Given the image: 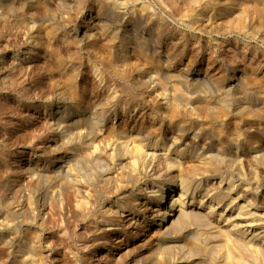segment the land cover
Wrapping results in <instances>:
<instances>
[{
    "label": "rangeland",
    "instance_id": "rangeland-1",
    "mask_svg": "<svg viewBox=\"0 0 264 264\" xmlns=\"http://www.w3.org/2000/svg\"><path fill=\"white\" fill-rule=\"evenodd\" d=\"M101 1L0 0V200L4 203L5 209L12 214L13 210L15 211L18 207H22L24 213L30 214L33 224L31 222L29 225L35 229V232L39 233L40 231L43 238L42 243H44L41 246L44 248H40L43 249L44 256L46 255L45 260L50 261L49 263L54 261L52 264H69L75 258L76 260L72 261L73 264H130L131 261V264H162L163 261L166 262L163 264H228L227 256L224 255H228L229 247L226 245V239L232 233V228L224 227L222 233H225L226 236L220 231L206 229L210 232L209 234L202 230L209 221L208 217H213L214 214L207 212L197 203L192 204L191 197L187 199L188 205H184L183 211L178 212V216H175L177 220L171 224L169 232H166V236L162 237L164 231H160V227L155 225L154 220L155 217L157 219L158 214L155 193L150 191L161 184V181L157 180H155L156 183L150 181L149 190H142L140 193L138 204L135 207L136 212L126 211L125 216L122 215L119 218L120 225L118 227L124 228L126 233L108 232L107 239L110 244L107 249L103 248L104 245L100 240L97 247L92 244L91 236L93 229L97 226L93 220L86 223L87 220L82 221L84 218L80 217V219L82 218L80 222L79 219L72 221L71 212L74 208L81 210V205L89 206L87 200L89 196L92 197L91 187L85 189L84 199L79 201L81 203L83 200L80 207L76 206L73 194L68 192L69 203H72V206L69 204L67 216L70 219L72 217L71 225L76 227V231L83 237L75 239V242L69 243L70 248L66 247L65 249L63 248L64 241H61L56 235L50 234V231H55L59 235L60 231L64 230L66 221L62 212L65 204L61 199H51L48 193H51L52 187L48 183L38 180L37 175L30 173L33 170L32 167L42 170L49 162L52 165H59L62 148L55 142L58 137V130L55 129L58 127L59 111L66 103L65 97L72 96L73 104L88 113L90 106L97 101L96 94L101 90L109 89L107 85L100 83V75L103 73L95 78L90 65L92 58L96 57L98 60L100 54L92 50L88 42L100 44L114 39L113 33V35L102 34L99 31L100 28H96V30L92 28L100 16V12L111 13L113 11L112 14L125 12L131 16L132 12L139 15L143 9H147L142 13L147 11L153 15L157 13L158 20L161 22L165 20L162 23L167 25L166 32L168 31L167 36L164 34L166 37L163 34L159 35L157 29H151L153 25L148 24V26L143 21V24L146 25L145 29L143 28L144 34L148 33L147 37L153 38L150 41L157 49L151 55L153 57L150 60L155 57L154 61H160L158 63L149 61V58L142 57V55H137L131 47L117 50L118 53L116 51L117 60L121 61L123 56H126H124L128 61L126 63V90L132 91L131 93L136 92L134 94L137 100L132 101L135 104L131 106L130 113L127 110L126 114L120 112L117 116L113 115L108 121L109 124L123 126L126 121V124L130 122L131 125H138L142 121H146L147 125L156 126L159 137L165 135L166 139L173 136L179 137V127H184L188 131L192 130L190 133H186V138L183 141L188 143L187 147L197 144L194 132L201 136V144L208 140L205 139L203 133L212 121L211 126L213 127L214 124L215 132H224L221 135L223 143L229 139L231 134L249 126L248 128L253 129L254 137L256 136L255 138L259 141V147L264 148V0H129L131 2L123 0L126 4L121 3L122 0H113L112 5L108 4V7L104 0ZM143 1L146 5L145 3L143 5ZM139 6L141 7L139 8ZM260 10H262L261 13ZM182 14L190 19L180 18L179 16ZM159 16H162L163 20L159 19ZM139 21L142 22L141 18ZM171 29L173 30L171 31ZM173 31L175 35H172ZM120 69L123 67L118 66L117 71H121ZM222 84H227L232 88L225 91ZM128 86L129 88H127ZM195 89L201 93H197ZM174 90L185 92L191 100L178 109V114L173 119L175 122L169 123L165 95ZM251 93L256 97L251 101L252 103H249L247 95ZM191 96H197V98L192 100ZM222 98L227 100L225 101L226 109H231L232 114H224V109L221 108ZM245 102L247 105L248 103L252 104L255 110L250 117L241 118L240 114L234 113L233 110H240ZM188 106L189 108H187ZM194 107L196 109L191 110ZM190 118L198 120L196 119L194 124ZM152 148L151 146L149 150ZM186 157L188 158V155ZM105 167L103 161L101 164L89 161L84 164V173L88 174L87 176L95 182L102 178L101 182L99 181L102 185L105 181L103 178L105 177ZM261 167L260 165L259 169L261 170L258 169L260 179L258 178L255 206L260 214H264V168ZM177 173L174 171L172 174L177 175ZM223 175L228 176L227 171ZM178 178L177 175L176 179ZM210 180H215V177H211ZM226 180L228 181L229 178H225L224 184L227 182ZM18 184L22 185L20 196L15 193ZM225 187L223 190L227 191ZM33 194L34 197H32ZM175 194L176 198H180L181 191L178 190ZM112 198L115 199V197ZM105 200L104 196L97 207V215L101 212L107 215L111 214L110 211L113 210L112 203L109 202L111 200ZM53 211V217H56L58 226L61 224L60 229L48 219ZM12 216L9 217L11 219H7L8 223L12 222V225L7 223L6 228L7 234L10 235L14 221L17 222V218ZM44 217L46 220L43 219ZM263 218L258 216L256 232L261 231L259 227L264 224ZM40 223H45V227L41 228ZM29 225L26 224L21 228L29 227ZM63 230L61 234L65 233ZM241 235L245 239L246 234L241 233ZM250 237L251 235L248 238ZM206 238L208 241L204 242V245H208L211 254L203 257L204 252L200 254L195 247H197L196 241L207 240ZM222 241L224 244H221ZM254 241V253L250 254L253 249H248L246 250L248 252L240 253L242 258L239 256L240 254H236L234 264H264V237L259 236ZM10 250V248L0 245V258L8 259L12 254ZM69 250H72L71 253ZM110 251L112 254L109 257L107 253H111ZM62 254L64 255L62 256ZM157 259L162 262L159 260L161 262L159 263ZM153 260L158 262L155 263Z\"/></svg>",
    "mask_w": 264,
    "mask_h": 264
},
{
    "label": "bare ground",
    "instance_id": "bare-ground-1",
    "mask_svg": "<svg viewBox=\"0 0 264 264\" xmlns=\"http://www.w3.org/2000/svg\"><path fill=\"white\" fill-rule=\"evenodd\" d=\"M104 1L105 3H107V7H108V4H111L113 2V0H104ZM124 1L121 3L126 2ZM128 2H131V1L128 0ZM144 3L145 2L143 1V5ZM135 6L137 7V4H135ZM140 7L141 6H139V8ZM134 8L135 7H133L132 9ZM259 9H262V8H259ZM126 10H127V7H126ZM142 11L139 13V15L134 14L135 12H132L133 13L132 15L129 13L131 16L127 15V13H125L124 11H123L124 13H118V14L117 13L112 14L113 11H111V13H109L108 11L100 12V16L97 18V21L95 22L92 28L95 30L96 28L97 29L100 28L99 31H101L102 34H105V33L106 34L110 33L111 35L114 34V36H112L114 39L109 34L110 38H112L113 41H109L108 40L109 38L107 39L106 37H102L108 40L107 43L102 42L99 44L97 42H92V41L88 42L90 48L92 50H95L97 54H100L99 56L100 58H98V60L96 57L92 58V60L90 61V65L92 69L91 72L94 73L95 78L99 76L101 73H103V75H100L101 76L100 83L107 85L109 89L104 90V91L101 90L96 94L97 101L90 106V108L88 109V113H86V111L83 110L82 108H79L78 105L73 104L74 100H72V96L68 95L65 97L66 103L64 104L65 106L59 111L60 116L58 119V127H56L57 129H55V130H58L57 132L58 137L56 138L55 142L58 146H61L62 148V150L60 151L61 155H60L59 165L57 166L52 165L51 162H49V163H46V165L44 166L42 170H38V169H35V167H32L33 170H31L30 174L35 175V176L37 175L38 180H40L41 182L43 181V183L46 182L50 185V187H52L51 193H48L50 194L51 199L52 198L53 200L56 198L61 199L63 200L65 204L63 207L64 210L62 212L64 220L66 221V223L64 224V230L62 229L63 231H65V233L62 232V234H65V235L61 234L62 230L60 231L59 235L58 233L56 234L55 231H50V234L52 235L54 234L56 235L57 238L61 239V241H64L63 248L65 249L66 247L70 248L69 243L75 242L74 241L75 239H80L83 237L79 232L76 231L75 229L76 227L74 228L71 225V223H73L74 220L78 221L76 219H79V222H80V220L82 219V218L80 219V217H83L84 219L82 221L87 220L86 223L87 222L89 223L91 220H93V222L97 224L95 229H93V234L91 236L92 244L95 247H97L100 244V242H98L100 240L101 243L104 245L103 248L107 249L108 248L107 246L110 244L109 240L107 239L108 232L109 231L110 232L115 231L117 233L125 232L124 228L118 227L120 225L119 224L120 222H118L119 218H121L122 215L125 216L126 211H131L132 213L136 212L135 207L138 204L140 193L142 192V190H146V189L149 190L148 184L150 181L155 182V180H157V181H161L160 182L161 184L156 188L157 190L153 188V189H150V191L151 192L153 191L155 193V202L158 207L157 208L158 214H157V219L155 217L154 220H155V225H158L160 227V231L162 230L164 231V233L162 234V237H165L166 232L167 233L169 232L171 224L177 220L175 219V216L177 215L178 212L183 211L184 205L188 203L187 199L191 197L192 204L197 203L201 205V207H203L205 210H207V212H212L214 214L213 217L207 216L209 221L207 222V224L203 226V229L201 228L202 230H205L206 233L208 232L206 231V229L220 231L222 233L224 232V227L226 228V226H229L232 228L233 230V231L231 230L232 233L228 235L226 239V245L229 247L228 255H224V256H227L226 258H227L228 264H234V261H235L234 259L236 258V254L245 252L248 249L252 250L255 247L254 240H256V238L258 239L259 236L261 238L264 237V226H262L264 224H262L261 227H259V229L261 230L260 232H256V228H255V227H258L257 226L258 216L264 217V214H260L257 211L256 206H255V199L257 195L256 189H258L257 187L258 178H259L258 175L260 172L259 170H261L259 169V166L261 165L264 168V148L259 147L258 145L259 141L255 138L256 136L254 137L255 134H253V129L248 128L249 126L248 127L246 126L244 127L242 131L235 132L233 134L230 133L231 136L229 137V139L225 141V143H223L222 141L223 139H221L222 138L221 135L224 132L222 133L215 132L213 130L214 124H213V127L211 126L213 122L212 121L211 123L208 124L210 126L204 129V133H203L205 139L206 140L208 139V140L205 141V143L201 144V140H200L201 136H199L198 133L194 132L195 138L197 137V141H196L197 144L187 147L186 145H188V143L183 142V141L186 138L185 136L186 133H190L192 130L188 131L184 127H179V135H180L179 137H174L172 135L173 136L172 138L166 139L165 135L163 137H159L158 136L159 132L155 128L156 126L147 125L146 121H142L138 125H131L130 122L129 124H126L127 122L125 121L123 126L111 125L108 122L113 115L117 116L119 115L120 112L126 114L127 110L129 112L131 110V106L135 104V103L133 104L132 101L133 100L135 101L136 99V96L134 94L136 92L131 93L132 91L129 92L126 90V85H127L126 84V75H127L126 74L127 72L126 63H128V61H126L125 59L126 56L124 55L125 57L124 56L123 58L121 57L122 60L119 61L117 60L115 56L116 51L122 50V48L131 47L133 48V52L135 51L137 55H142V57L149 58L148 59L149 61L155 62L154 61L155 57L153 58V60H150V58L153 57L151 55L154 52H156L155 51L156 48H154V45H152L150 41L152 37L151 38L147 37L148 33L144 34L145 32L143 28L146 27V25H144L143 23L146 22L147 25L148 24H150L151 26L153 25L151 29L152 30L157 29L159 35L161 34L164 35L168 32V31L166 32L167 25L165 26L164 23H162L165 20L162 22L158 20L156 16L157 13L153 15L151 13H147L148 11L145 13L144 12L142 13ZM261 11L262 10H260V13ZM182 15H180L179 17L183 19H187V20L190 19V17H187L184 14ZM140 18L142 22L139 21ZM161 18L162 16L161 17L159 16V19ZM172 30L173 29H171V31ZM173 34H174V31L172 35ZM181 38H185V37H181ZM143 61L145 62L146 60H143ZM150 65H151V62H150ZM116 66L123 67V69H120L121 71H117ZM78 71H79V68H78ZM66 72L68 71L66 70ZM68 75L70 74L68 73ZM127 88H129V86ZM222 88L225 91L226 90L229 91V89H231L232 86L229 87L227 86V84L226 85L222 84ZM194 92H191V93L194 94ZM199 92L201 93V91ZM199 92L197 91V93ZM253 93L247 95L248 97L247 98L248 100L246 99L247 102L250 103L252 100H254V97H256V95H252ZM191 97H192V100L193 98H197V96H191ZM165 98L167 99V105H166L167 108L166 107L165 108H166V111L168 110L167 113H169L168 120H169V123H173L175 122V120L173 119H175V117L178 114V109L184 104L189 103L191 99L187 97V94H185V92H182L180 90H174L172 93L166 94ZM201 99L203 100V98ZM223 99L225 98H222V100ZM99 100L101 101L104 100L105 102L103 103L101 101L98 102ZM225 101L227 100H223L221 104V108L224 109V114H232L231 109H226L227 107H226ZM249 103L247 105L245 102V105L241 106L240 110L239 109H237V111L233 110V112L236 114H240L239 116H241V118H244V116L250 117L253 113V110L255 109L252 107V104H249ZM187 108H189V106ZM194 109H196V107H194L191 110H194ZM196 119L191 120L190 118V121L195 124ZM177 132L178 131H176V133ZM151 146L153 148L152 150H149ZM159 147L160 149H158ZM186 155H188V158L186 157ZM89 161L98 162L100 164H101V161H103L105 163L106 165L105 177L102 176L103 178H105V181H103L102 185L99 183V181L101 182L102 178L99 179V181L95 182V180H91L90 177L87 176L88 174L86 175L84 173V164ZM225 170L227 171L228 176L223 175L224 172L226 173ZM174 171L178 172L177 173L179 177L178 179H176L177 175L172 174L174 173ZM115 172H116V175H115ZM30 174L29 176H31ZM151 175H153L154 177L153 176L151 177ZM211 177H215V180L211 181L210 180ZM226 177L227 179L229 178V180L228 181L226 180L227 182L224 184ZM27 182H30V180L29 181L27 180ZM43 183H42V186H43ZM87 187H91L90 189L92 193L90 194L92 197L90 198L89 196V199L87 200V203L89 204V206L86 207L85 205H83L84 206L83 207L81 205L83 204L82 203L83 200H81V203L79 201L80 199H84L83 197H84V194L86 193L85 189ZM177 187H179L178 190L181 191V195L179 196L180 198L178 197L176 198L175 192H178V190H176ZM224 187L227 189V191L223 190ZM21 188H22V185L18 184V186L15 189V193L19 195L22 190ZM68 192L73 194L76 200V206L80 207L81 205L80 208H82L81 210H79L78 208L77 209L74 208L73 210L71 209L73 212H71L72 215L71 214L70 215L73 217V220H72L73 222L71 221L72 217L70 219L69 216H67V210L69 208V204H71L72 206V203H69L70 201L68 198ZM105 194H108V195H105ZM104 196L106 197V200H111L109 202L112 203L113 210L110 211L111 214H108V215L103 212L99 213L100 215L99 214L97 215L96 214V212L98 211L97 207L99 203L101 202V200L104 198ZM32 197H34V194ZM112 197H115V199H113ZM10 213H11V216L14 215L17 218V222L14 221L15 223H13L11 235L7 234L6 232L7 223H8L7 219H11L9 218L11 217ZM53 215H54V211L51 215H49L48 219L51 222H53L56 227V225L58 226V221L55 219L56 217H53ZM31 218L32 217L30 216V214L28 215L24 213L22 207L16 208L15 211L13 210V214H12V212H9L5 209L4 203L2 202L0 203V245H2L3 247L4 246L8 247V249L10 248L11 249L10 251L12 253L8 259L0 258L1 260L0 264H52L54 262L53 261L52 263H49L50 261L48 262L47 260H45L44 257L46 255L44 256L43 251H42L43 249H41V248H44V247H41L44 244L42 243L43 238H42V235L40 234V231L39 233L38 231L35 232V229L31 228V225H29L31 224V222L33 224V221ZM43 219L46 220V217H44ZM26 224L29 225V227L21 228L22 226H25ZM44 224L40 223L41 228L45 227ZM8 225H12V222L8 223ZM60 225L58 226L59 229L61 227ZM99 231L100 233H98ZM208 233L210 234V232ZM241 233L246 234V237H244L245 239H243V236L241 235ZM222 234L224 235L225 233H222ZM250 235L251 237L248 238ZM207 241L208 239L202 240V241L201 240L196 241L197 247L195 248L198 250L200 254L204 252L203 257L204 255H208L211 251L209 250L208 245L207 246L204 245V242H207ZM222 242L223 243L221 244H224V241ZM253 251L254 249L250 251V254L251 252L254 253ZM132 253H133V250H132ZM111 254L112 252L107 253L109 257ZM63 255L64 254H62V256ZM65 256L67 257L68 255H65ZM72 256L74 255L72 254ZM239 256L241 257V254ZM70 257H71V254H70ZM5 260H7V263H5ZM157 260L159 261L160 259H157ZM72 261L69 264H73ZM158 261H154V262L156 263ZM160 261L159 263L162 262ZM170 261L168 262L170 263ZM164 262L165 261H163L162 264ZM201 262H204V261H201ZM206 262H209V261H206Z\"/></svg>",
    "mask_w": 264,
    "mask_h": 264
}]
</instances>
